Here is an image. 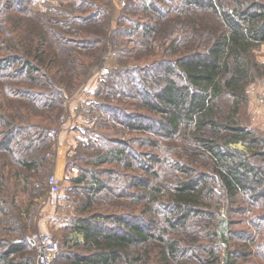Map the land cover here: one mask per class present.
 Returning a JSON list of instances; mask_svg holds the SVG:
<instances>
[{"label":"rangeland","instance_id":"rangeland-1","mask_svg":"<svg viewBox=\"0 0 264 264\" xmlns=\"http://www.w3.org/2000/svg\"><path fill=\"white\" fill-rule=\"evenodd\" d=\"M253 1L264 4V0ZM223 31V22L214 10L193 12L182 0H0V59L13 55L8 46L17 45L21 51L31 52L28 58L40 69L35 84L3 59L0 105L25 128L50 124L48 117L54 116L48 128V149L43 151L46 172L32 174L34 189L29 185L26 190L29 172L0 150V162L3 157L9 160L5 177L18 195L14 216L0 215V252L7 251L10 242L19 243L24 246L20 252L31 256V264H35L37 252L28 238L45 233L60 244L52 264H70L76 253L91 247L85 243L82 225L116 234L137 227L148 238L133 244V249L139 247L142 252L139 264H160L158 250L168 232L185 252L182 259L170 264H264L263 189L228 196L217 181L218 171L209 154L185 148L181 137L164 133L157 124L163 115L148 101L159 102L156 94L168 76L164 63L179 54L170 47L174 38L182 49L193 42H210ZM143 32L148 33L145 39L140 37ZM254 58L264 63V42L254 49ZM41 72L56 76L50 78L55 83L52 87ZM17 87L39 95L31 99L10 93ZM59 88L63 96L54 95L51 108L47 99ZM246 96L239 120L264 139V76L248 84ZM2 126L0 121V138ZM62 133L72 136L66 158L62 157L64 165L58 163ZM245 145L231 144L246 151ZM121 149L125 150L122 161L133 165L127 173L134 175L131 178L125 174L123 162L113 159L111 150ZM172 160L193 162V166L182 167L187 169L183 173ZM263 160L251 157L254 165L263 166ZM91 171L93 179L101 172L97 176L101 175L105 187L98 193L87 192L86 187L93 184ZM192 171L206 184L205 208L190 211L185 219L176 215L168 195ZM52 176L59 183L55 206L49 201ZM147 192L156 194L155 207L147 205ZM17 256L13 253L8 259Z\"/></svg>","mask_w":264,"mask_h":264},{"label":"trees","instance_id":"trees-1","mask_svg":"<svg viewBox=\"0 0 264 264\" xmlns=\"http://www.w3.org/2000/svg\"><path fill=\"white\" fill-rule=\"evenodd\" d=\"M182 2L184 7L193 9V12L202 9L214 10L223 22L224 31L218 33L210 42H193L191 46L182 49L180 43L177 48V38L172 40L170 47L172 51L179 54L173 60L164 63L167 65L163 68L164 74L168 76L164 79L161 90L156 94L159 102L155 99L148 100L153 107L158 106L163 115L157 124L168 136L181 137L185 148L194 147L209 154L212 164L218 171L217 181L221 183L223 192H226L228 196H234L239 191L249 189L254 192L261 189L264 191V165H254L251 162L252 156H260L264 159V139L239 120V110L247 99L248 84L264 76V63H258L254 58V49L264 42V4L253 0H226V2L182 0ZM227 2H231V6ZM140 37L145 39L148 33L143 32ZM16 46H8L14 54L1 58L0 63L4 59L8 62L6 65L9 68L15 66L17 72L22 70L28 77L27 81L36 84V80L39 79L36 73L40 71L34 63L36 61L28 58L31 55L29 50L21 51L22 49ZM34 50L36 54L40 52L39 47ZM41 73L46 79L47 86L52 87L55 83L54 81L52 83L50 78L55 79L56 76ZM0 78H2L1 75ZM57 90L60 91L47 99L46 104H50L51 108H54L55 104L54 95L57 98L63 96L62 89ZM10 93L13 95L21 93V96L31 99L39 95L35 90H22L19 87L10 89ZM11 115L6 113L0 105V121L4 129L1 132L0 150L5 151L2 152L4 156L12 157L14 165L29 172V179L26 177L28 187L26 190H29V185L34 189L36 181H31L32 174L40 173L41 170L43 173L46 172L47 159L44 153L48 149L50 140L47 136L48 128L54 116L48 117L50 124L25 128L17 125L15 118ZM128 117L124 118L130 122L134 121L133 117ZM137 125L136 128L140 124ZM236 142L246 143L247 150L233 148L231 144ZM24 152L29 154L22 156ZM111 153L113 159L116 157L119 162H123L125 150H111ZM5 159L3 157V162H0V215L13 217L18 195L15 191L13 192L5 177V168L9 162ZM172 162H174L173 166L179 167L177 170L181 169L183 173L187 169L183 170L182 167L193 166V162L176 160ZM262 162L264 164V160ZM123 165L125 174L130 175L127 173L133 165L126 162H123ZM139 166L138 170H140ZM97 173L101 174L96 172L97 179H93V173L90 172L89 181L93 184L86 187L88 193H98L105 187L101 182V175L97 176ZM18 176L21 177L20 171ZM136 180L134 184L138 187L139 182L138 179ZM205 185V182L198 181L195 171L187 172L184 178L177 181L171 194L168 195L176 215L185 218L191 214L190 211L205 208L202 204L205 201L203 196ZM146 194L148 198L146 203L149 208L155 207L156 194L153 196L152 192ZM7 198L10 200L8 201ZM91 224L93 225V222ZM92 227L82 225L85 243L91 247L84 253H76L70 264H139L141 262L142 252L137 249L139 247L136 249L132 247L134 243L147 241L148 238L137 227L128 230L127 234L125 232L116 234L117 231L114 230L108 232L105 230L106 234H104L103 231L99 232ZM11 232L17 233L18 230H11ZM166 234L167 237L161 240L162 246L158 250L157 258L160 264H170L185 256L181 244L169 232ZM7 245L10 248L0 252V264L32 263L31 256L28 257L20 252L24 246L11 242ZM13 253L18 256L8 259Z\"/></svg>","mask_w":264,"mask_h":264},{"label":"built area","instance_id":"built-area-1","mask_svg":"<svg viewBox=\"0 0 264 264\" xmlns=\"http://www.w3.org/2000/svg\"><path fill=\"white\" fill-rule=\"evenodd\" d=\"M53 138L55 136H52ZM49 201L54 206L59 203V183L55 176L50 178V198ZM29 246L36 252L35 264H52L60 250V244L52 235L40 233L28 238Z\"/></svg>","mask_w":264,"mask_h":264},{"label":"crops","instance_id":"crops-1","mask_svg":"<svg viewBox=\"0 0 264 264\" xmlns=\"http://www.w3.org/2000/svg\"><path fill=\"white\" fill-rule=\"evenodd\" d=\"M61 135L59 137V148H58V163L59 164H61L63 161H65L62 157L64 156V158H66V153H65L66 148H67L66 146L71 145V141H69V140H71V138H72V136L70 134H68V136H67L66 133H62ZM66 138H68V139H66ZM60 161H61V163H60ZM64 163L65 162H63V165H64ZM59 164H58V166H59ZM58 169H59V167H58Z\"/></svg>","mask_w":264,"mask_h":264}]
</instances>
